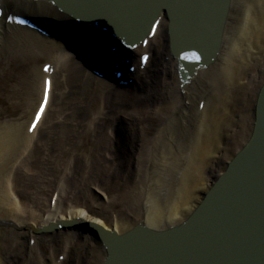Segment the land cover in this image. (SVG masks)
Instances as JSON below:
<instances>
[{"label": "bare ground", "instance_id": "obj_1", "mask_svg": "<svg viewBox=\"0 0 264 264\" xmlns=\"http://www.w3.org/2000/svg\"><path fill=\"white\" fill-rule=\"evenodd\" d=\"M59 5L0 0V61L46 59L30 67L33 81L27 93L38 98L29 120L25 125L0 123V264H112L113 256L137 255L135 249L120 252L114 239L139 223L155 231L181 225L208 200L207 192L248 143L255 122L264 82V0H229L216 58L195 68L186 82L177 69L184 53L170 50L162 12L153 36L150 26L137 46L129 48L109 31L110 23L95 21L97 14L79 24ZM17 16H27L36 27L21 25ZM155 43L162 46L160 52ZM142 53L149 55L144 66L139 64ZM127 60V67L136 64L134 71L126 67L120 77H112L110 62H121L119 71ZM47 79L48 102L34 124ZM55 91L60 92L58 107L69 110L76 126H91L69 133L84 147L69 171L85 169L106 203L93 194L85 201L72 194V201L62 205L55 199L63 188L59 181L44 207L34 208L20 197L21 182L28 177L20 167L28 162L29 168L35 166L31 151ZM106 121L110 133L103 127ZM80 135L84 143H78ZM221 200L208 201L216 205ZM116 205L121 208L114 210ZM78 230L90 238L68 232ZM58 252L62 256L57 258ZM138 255L159 264L150 251Z\"/></svg>", "mask_w": 264, "mask_h": 264}, {"label": "water", "instance_id": "obj_2", "mask_svg": "<svg viewBox=\"0 0 264 264\" xmlns=\"http://www.w3.org/2000/svg\"><path fill=\"white\" fill-rule=\"evenodd\" d=\"M48 1L60 4L58 8L79 24L84 17L97 14L95 21L110 23L109 31L119 34L126 47L136 46L148 34L160 12H164L170 50L197 53L201 59L199 62L178 61L182 82L190 79L195 68L207 66L216 58L229 2ZM239 152L206 194L208 200L222 198L221 203L214 201V205L208 200L201 203L181 225L166 231H155L139 223L125 237L115 238L112 244L116 243L120 252L125 249L127 252L135 249L139 253L150 251L158 255L154 258H158L159 264H264V82L256 102L251 136ZM89 227L88 224V231ZM101 233L100 238L105 236ZM139 253L113 256L112 264H149L147 258L138 259ZM117 257L119 263H116Z\"/></svg>", "mask_w": 264, "mask_h": 264}, {"label": "rangeland", "instance_id": "obj_3", "mask_svg": "<svg viewBox=\"0 0 264 264\" xmlns=\"http://www.w3.org/2000/svg\"><path fill=\"white\" fill-rule=\"evenodd\" d=\"M239 27L241 28L242 25H239ZM240 28H238V30ZM239 32L240 31H237L231 34L230 46L238 39ZM154 49L156 52H160L162 46L155 43ZM149 50V53H152V50ZM125 51L122 53L125 54ZM45 60L46 59L41 56L33 58L20 56L13 57L12 59L10 57L7 61H0V123L11 126L19 124L25 125L29 120L32 112L31 109L36 106L34 101L38 98V94L33 95L32 93V95L29 96V93H27L33 81V75L30 74V67L33 65L40 66ZM58 97H60V92L55 91L54 99L40 126L38 137L36 138L35 150L33 148L31 151L36 157L34 168L31 169L28 167L29 162L22 164V167H20L23 171H28L26 181L24 180L21 182L20 188L22 192L20 193V197H23L22 200L24 199L32 204L34 208L44 207L48 204V198L54 191L52 188L55 181H59V184L62 185L63 188L58 195H55V199L58 197V201H60L62 205L72 201V194H75L81 201L87 200L90 195L93 194V196L98 197V199L106 203L108 200L105 199L102 189L97 191L95 186H91L97 184V182L94 180V177L88 176V173L84 169L85 167L82 168L84 170L80 172V174L74 171V169L69 171V168L73 166L75 157L78 155L80 156L84 150V147L80 146V144V147L75 144L77 140L72 139L69 133L78 132L80 134L84 129L89 130L91 126L86 127L87 125L82 121L81 124L76 126L69 110H67L63 104L58 107V105L61 104L58 103L60 100ZM107 125L108 121L104 123L103 127L106 132L110 133V129ZM126 136L130 135L127 134ZM79 137L78 143H84L86 140L85 137L83 135ZM31 158L33 159L34 157ZM32 159H30V161ZM39 172H41V175ZM120 208L121 205H116L114 210ZM68 232L81 234V239L85 236L90 238L87 233L84 234L81 230ZM49 236V234L46 235V237ZM39 247L43 248L44 246L40 244ZM44 253L48 254V250ZM58 254H60V257L62 256L61 252H58L56 255L57 258ZM59 260H61V258H59ZM45 262L48 263L47 259Z\"/></svg>", "mask_w": 264, "mask_h": 264}, {"label": "snow or ice", "instance_id": "obj_4", "mask_svg": "<svg viewBox=\"0 0 264 264\" xmlns=\"http://www.w3.org/2000/svg\"><path fill=\"white\" fill-rule=\"evenodd\" d=\"M10 19H11V17H10ZM17 19H19V17H17ZM47 67V66H46ZM46 95H45V100H46ZM43 111V104L41 105V108H40V111H38L37 113H36V120H39V117H40V115H41V112ZM34 124H35V121L33 122Z\"/></svg>", "mask_w": 264, "mask_h": 264}]
</instances>
